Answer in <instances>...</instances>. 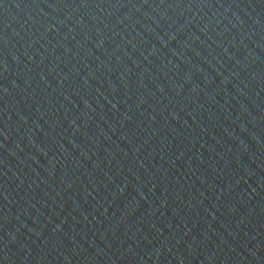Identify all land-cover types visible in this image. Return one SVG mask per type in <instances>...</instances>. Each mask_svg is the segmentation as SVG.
Returning <instances> with one entry per match:
<instances>
[{
  "label": "water",
  "instance_id": "obj_1",
  "mask_svg": "<svg viewBox=\"0 0 264 264\" xmlns=\"http://www.w3.org/2000/svg\"><path fill=\"white\" fill-rule=\"evenodd\" d=\"M0 264H264V0H0Z\"/></svg>",
  "mask_w": 264,
  "mask_h": 264
}]
</instances>
